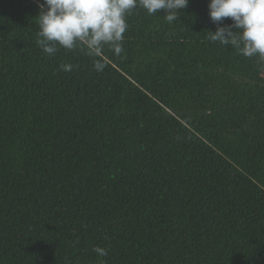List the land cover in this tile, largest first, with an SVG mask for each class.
I'll list each match as a JSON object with an SVG mask.
<instances>
[{"label":"trees","instance_id":"obj_1","mask_svg":"<svg viewBox=\"0 0 264 264\" xmlns=\"http://www.w3.org/2000/svg\"><path fill=\"white\" fill-rule=\"evenodd\" d=\"M38 3L0 0V264H264V59L189 0L97 73L42 52Z\"/></svg>","mask_w":264,"mask_h":264},{"label":"clouds","instance_id":"obj_2","mask_svg":"<svg viewBox=\"0 0 264 264\" xmlns=\"http://www.w3.org/2000/svg\"><path fill=\"white\" fill-rule=\"evenodd\" d=\"M189 0H39L37 45L49 57L61 49L80 50L92 63V70L102 73L107 67L106 54L119 57L124 51L127 15L136 9L147 15L164 10V19L171 24L187 7ZM210 19L217 24L207 39L222 46H231L244 57L264 59V0H209ZM231 18L232 24L221 22ZM71 64L60 70L71 72ZM92 251L106 257L108 250L95 246Z\"/></svg>","mask_w":264,"mask_h":264}]
</instances>
